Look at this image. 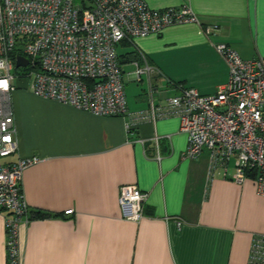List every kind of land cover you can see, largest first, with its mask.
<instances>
[{"label": "crops", "instance_id": "crops-1", "mask_svg": "<svg viewBox=\"0 0 264 264\" xmlns=\"http://www.w3.org/2000/svg\"><path fill=\"white\" fill-rule=\"evenodd\" d=\"M144 1L155 10L187 7L199 24L168 26L119 53L126 54L120 67L130 112L182 88L216 93L229 73L215 44L245 60L264 57V0ZM135 64L153 72L137 80ZM11 105L17 151L2 162L40 159L21 178L32 218L19 227L20 264H248L253 235L264 233V197L250 180L234 183L232 165L226 177L217 170L209 180L207 151L184 158L178 118L128 132L124 118L96 117L31 92L16 89ZM124 185L147 194L138 222L121 217ZM38 212L47 215L33 218ZM6 240L0 212V264Z\"/></svg>", "mask_w": 264, "mask_h": 264}, {"label": "built area", "instance_id": "built-area-1", "mask_svg": "<svg viewBox=\"0 0 264 264\" xmlns=\"http://www.w3.org/2000/svg\"><path fill=\"white\" fill-rule=\"evenodd\" d=\"M199 24L187 8L155 10L144 0H0V212L4 214L6 264H20L18 232L29 223L21 187L23 172L37 164L36 157L13 163L2 160L17 151L11 96L17 80L25 79L31 93L96 117H121L131 132L144 122L178 118L187 135L184 158L208 153V177L221 170L224 177L232 165L231 180L253 182L264 197V57L242 59L231 46L214 49L228 65V80L214 94L193 88L146 110L127 109L118 47L133 45L137 38L157 35L178 24ZM217 29L205 26V35ZM19 49L28 60L23 77L15 75ZM153 71L135 64L134 75ZM157 142V138H155ZM147 194L135 186L119 188L121 217L138 222ZM65 210L64 215H72ZM248 264H264V233L253 235Z\"/></svg>", "mask_w": 264, "mask_h": 264}, {"label": "rangeland", "instance_id": "rangeland-1", "mask_svg": "<svg viewBox=\"0 0 264 264\" xmlns=\"http://www.w3.org/2000/svg\"><path fill=\"white\" fill-rule=\"evenodd\" d=\"M124 47H121V46H119L118 47V53H121V52H123L124 51V49H123ZM126 49V48H125ZM127 70H130V68H126V71ZM134 71H135V69H134ZM25 72H26V70H24V69H21V70H16V73L19 75V76H21V77H23V75L25 74ZM17 85H18V89H17V91H19V92H31L30 91V89H29V83H28V81L27 80H25V79H18L17 80Z\"/></svg>", "mask_w": 264, "mask_h": 264}, {"label": "trees", "instance_id": "trees-1", "mask_svg": "<svg viewBox=\"0 0 264 264\" xmlns=\"http://www.w3.org/2000/svg\"><path fill=\"white\" fill-rule=\"evenodd\" d=\"M120 46H122V47H127V46H132V45L129 44V43H127V42H122V43L120 44ZM20 54H21V52H20V50L17 48V49H15V50L12 51L11 56L14 57V56H16V55H20ZM124 58H126V54L119 55V53H118V60H119V64H120V65L123 63V60H122V59H124ZM16 70H17V69L14 70V74H15V75H18V74L16 73ZM18 76H19V75H18ZM16 89H18V85H17ZM46 215H47V214H46ZM46 215H45V214H40V213L38 212V213H34V214H33V218H44V217H46ZM31 218H32V217H31ZM31 218H29V219H31Z\"/></svg>", "mask_w": 264, "mask_h": 264}, {"label": "water", "instance_id": "water-1", "mask_svg": "<svg viewBox=\"0 0 264 264\" xmlns=\"http://www.w3.org/2000/svg\"><path fill=\"white\" fill-rule=\"evenodd\" d=\"M28 65V60L22 56H16L15 58V68L26 67Z\"/></svg>", "mask_w": 264, "mask_h": 264}]
</instances>
